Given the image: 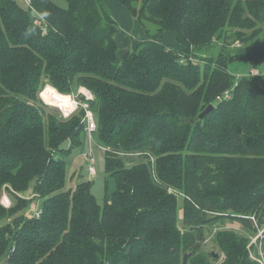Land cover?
<instances>
[{"label":"trees","instance_id":"16d2710c","mask_svg":"<svg viewBox=\"0 0 264 264\" xmlns=\"http://www.w3.org/2000/svg\"><path fill=\"white\" fill-rule=\"evenodd\" d=\"M66 1L0 0V195L14 199L0 202V263L183 264L188 254L186 264H258L247 246L249 217L264 225V72L234 86L229 64H264V0H118L147 35L123 59L105 1ZM46 81L95 95L118 182L103 206L92 181L65 187L84 111L64 119L45 105ZM31 187L44 199L39 217L19 195Z\"/></svg>","mask_w":264,"mask_h":264},{"label":"rangeland","instance_id":"374dc122","mask_svg":"<svg viewBox=\"0 0 264 264\" xmlns=\"http://www.w3.org/2000/svg\"><path fill=\"white\" fill-rule=\"evenodd\" d=\"M19 4L22 6H27L26 0H17ZM57 5H59L62 8H66L68 6V3L66 0H53ZM28 7V6H27ZM130 15V14H129ZM131 19L133 17L130 15ZM134 20V19H133ZM133 22V21H132ZM135 22V21H134ZM138 23V22H135ZM119 25V30H121V25ZM138 25V24H137ZM142 27V26H141ZM171 36V32H168ZM173 37V36H172ZM132 38V37H130ZM174 40V38H173ZM176 42V40H174ZM177 43V42H176ZM240 43V42H238ZM237 43V45H238ZM178 44V43H177ZM216 52L215 50H213ZM257 69L260 71V73L264 72V64L262 65H256L251 61L248 60H236L229 64V71L230 74L233 76L234 79V86L238 83L240 77L244 75L250 74L251 70ZM49 109V108H47ZM94 140L90 137V134L88 132H83L81 134V144L77 147H75L69 155L66 157V189L74 190L78 183L82 181H92V191L95 197L97 198L100 205H104L105 198L107 193L114 192L118 187V182L116 177L109 176L106 172V151L103 148L104 145L99 139L97 133L93 134ZM71 145V142L67 140L65 143H63L62 148L68 149ZM92 152L93 157L95 158V173H91L89 170V163L87 160L82 158V154L86 152ZM61 153H56L55 156L59 157ZM2 195V193H1ZM0 195V196H1ZM22 196V198L29 200L32 195H34L32 187L29 188L26 192H23L19 194ZM12 202L14 201L13 197L9 195ZM39 200V203H38ZM44 199L37 198L35 201H30L29 206L25 209V212L29 214L33 208L37 206V203L41 206ZM181 204V202H180ZM4 206V205H3ZM9 208V207H7ZM180 216H182V209L179 211ZM225 226H232V225H225ZM236 227V226H234ZM241 231V230H240ZM210 241V240H209ZM207 242V249H213L217 253H219V250L216 248H213L212 242ZM212 250V251H213ZM1 264V263H0Z\"/></svg>","mask_w":264,"mask_h":264},{"label":"built area","instance_id":"2783aa9c","mask_svg":"<svg viewBox=\"0 0 264 264\" xmlns=\"http://www.w3.org/2000/svg\"><path fill=\"white\" fill-rule=\"evenodd\" d=\"M27 6L32 8L30 0H26ZM36 20L40 23V26L45 34L48 29L47 21L41 17L37 12H35ZM251 74L260 75V71L257 69L251 70ZM38 96L40 100L47 105L48 107L56 109L60 116L64 119L70 118L75 114H79L80 111H84L82 122L85 124V131L90 134L92 140H94L93 134L97 131V121L95 113L91 107V101L95 99V95L86 87H80L76 91L70 93H64L59 91L55 86L50 82L46 81L44 85L39 90ZM230 90H226L223 93L225 99L230 98ZM105 151H109L108 147H103ZM133 155L135 153H129ZM141 154V153H136ZM82 158L87 160L89 163V170L91 173H95V158L92 155V152H86L82 154ZM154 161V159H152ZM39 197L38 194L32 195L30 200L35 201ZM0 202L5 207H11L13 202L9 196V193L4 188L2 195L0 196ZM39 203V200H38ZM37 203V206L33 208V215L29 217H39L42 213L41 206ZM254 226L257 228V232L254 235H250V241L248 244L249 254L253 260L258 264H264V225H259L255 216H250ZM7 264V263H6Z\"/></svg>","mask_w":264,"mask_h":264},{"label":"crops","instance_id":"0c3cea01","mask_svg":"<svg viewBox=\"0 0 264 264\" xmlns=\"http://www.w3.org/2000/svg\"><path fill=\"white\" fill-rule=\"evenodd\" d=\"M104 1L109 7L114 19L118 24L121 25V30H119V32L115 35V39L119 47V57L123 59L130 52L135 50L140 42L145 41L147 39V35L143 26L133 17L130 10L121 2H119L118 0ZM129 14L133 17L134 20L131 19ZM134 21L138 23H135ZM172 36L168 32H165L163 38L161 39V42L166 47L174 49L178 53H181L183 51V46L176 41L178 43L177 44L174 41L176 39L173 34Z\"/></svg>","mask_w":264,"mask_h":264},{"label":"water","instance_id":"95a60500","mask_svg":"<svg viewBox=\"0 0 264 264\" xmlns=\"http://www.w3.org/2000/svg\"><path fill=\"white\" fill-rule=\"evenodd\" d=\"M214 109V106L212 105V104H210V105H208L200 114H199V118H203V117H205L207 114H209L212 110ZM29 215L30 216H32L33 215V210H31L30 212H29ZM212 253H213V255H214V257L216 258V259H218L219 258V253H217L215 250H213L212 251ZM187 258H188V254H186L185 256H184V263L183 264H186V262H187Z\"/></svg>","mask_w":264,"mask_h":264}]
</instances>
